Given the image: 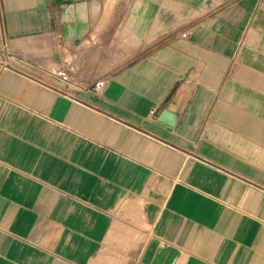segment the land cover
I'll list each match as a JSON object with an SVG mask.
<instances>
[{
	"label": "crops",
	"instance_id": "0c3cea01",
	"mask_svg": "<svg viewBox=\"0 0 264 264\" xmlns=\"http://www.w3.org/2000/svg\"><path fill=\"white\" fill-rule=\"evenodd\" d=\"M0 28V264H264V0H0Z\"/></svg>",
	"mask_w": 264,
	"mask_h": 264
},
{
	"label": "built area",
	"instance_id": "2783aa9c",
	"mask_svg": "<svg viewBox=\"0 0 264 264\" xmlns=\"http://www.w3.org/2000/svg\"><path fill=\"white\" fill-rule=\"evenodd\" d=\"M182 37H186V34H182ZM0 54L3 57H9L10 56V49L8 46V41L6 38V35L4 33V30L2 28H0ZM107 84V80L105 79H101L98 80L96 83H94L91 86L92 91H94L95 93L100 92L101 90H103L105 88Z\"/></svg>",
	"mask_w": 264,
	"mask_h": 264
},
{
	"label": "rangeland",
	"instance_id": "374dc122",
	"mask_svg": "<svg viewBox=\"0 0 264 264\" xmlns=\"http://www.w3.org/2000/svg\"><path fill=\"white\" fill-rule=\"evenodd\" d=\"M129 48H127L126 50H125V52L128 50ZM124 51V50H123ZM131 51H127V53H126V55L124 56V57H128L129 55H131Z\"/></svg>",
	"mask_w": 264,
	"mask_h": 264
}]
</instances>
